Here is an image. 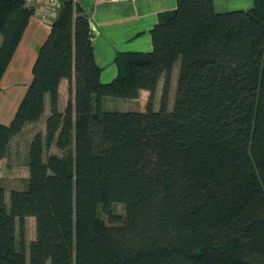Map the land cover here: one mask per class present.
<instances>
[{
    "label": "trees",
    "instance_id": "trees-1",
    "mask_svg": "<svg viewBox=\"0 0 264 264\" xmlns=\"http://www.w3.org/2000/svg\"><path fill=\"white\" fill-rule=\"evenodd\" d=\"M60 2L29 89L10 125L0 123L1 160L49 95L46 133L29 146L28 188L7 206L0 187V264H27L16 244L17 233L26 241V217L36 219L29 264H264V0L226 13L213 0H177L150 31L153 49L118 54V75L104 84L88 15ZM33 14L23 0H0V81ZM141 90L146 111L103 109L105 97L138 99Z\"/></svg>",
    "mask_w": 264,
    "mask_h": 264
},
{
    "label": "crops",
    "instance_id": "crops-1",
    "mask_svg": "<svg viewBox=\"0 0 264 264\" xmlns=\"http://www.w3.org/2000/svg\"><path fill=\"white\" fill-rule=\"evenodd\" d=\"M75 1L77 2L76 6L80 4L83 7L85 14L88 15L90 21L94 58L98 66L101 68L102 74L100 81L102 84L110 83L118 75V66L115 60L118 54L127 56V54L139 52L148 53L153 49L150 31L159 23L161 15L173 11L177 4V0H133L122 4H110L102 0ZM213 2L214 8L218 13L244 11L254 8L253 0H213ZM51 28L50 25L44 24L33 14V17L30 19V23L27 26V30L15 51L16 53L0 81L1 124L10 125V122L17 113L16 111L32 82V69L39 53L38 50L47 40L46 38L48 37ZM1 43L2 41H0V44ZM178 74L179 70L177 72L174 70L171 80L172 86L169 92L170 97L172 95V89L176 88ZM159 82L153 102L156 111L160 109L157 104V96L163 89V78ZM59 86V109L65 111L70 99L69 80L63 79ZM139 95L140 98L129 100V103L134 105V108L131 109V111H146V105L150 98L149 92L141 90ZM45 99L44 115L38 122L27 124L22 132L11 140L6 156L0 160V170L2 169L3 171H6L5 174L8 180L12 178H14V180L19 179L17 178L19 175V166L17 163L19 161L18 158L26 157V154L21 156L23 139H20V137H22V134L27 132V144H25L26 146L23 147V149H27L29 156V146L34 139L35 134L41 133L45 135L46 133V120L51 114V99L49 95H46ZM111 99V97H105L103 99V109L110 110L106 107L104 108V104L112 101ZM9 168L11 169V172H7ZM26 172L24 179L28 181L30 172L27 170ZM3 178H5L4 174L0 175L1 186L5 183V181L2 180ZM33 240H35V238L31 239L30 242Z\"/></svg>",
    "mask_w": 264,
    "mask_h": 264
},
{
    "label": "rangeland",
    "instance_id": "rangeland-1",
    "mask_svg": "<svg viewBox=\"0 0 264 264\" xmlns=\"http://www.w3.org/2000/svg\"><path fill=\"white\" fill-rule=\"evenodd\" d=\"M1 41V39H0ZM179 66H180V62L177 63L174 67V70L175 72H177L179 70ZM163 90V89H162ZM171 97L169 96V106H170V110L173 109V104H174V101H175V98H176V88H173L172 91H171ZM162 91L160 93H158V96H157V104L159 107H161V100H162ZM112 101H109L107 103L104 104V108L106 107L107 109H110V110H113V111H117V110H121L122 112H129L131 111V109L134 108V105L132 103H129V100H125V99H122V98H117V99H114L112 98L111 99ZM23 139L22 141V145H21V148H22V154L21 156H23V154H26V157H19L18 158V166H19V169H18V172H19V175L17 178L19 179H15L12 178L10 180H8V178H6V171H3L2 169L0 170V175H3L4 174V177L2 180L5 181V183L2 185L4 186L6 189L5 190V196H6V204L7 206H9V203H10V193L13 191V190H16V189H21L20 191H24L26 188H28L29 186V183L27 180L24 179V177L26 176V170L28 172L29 171V166H28V153H27V149H23V147H25L27 144V139H28V136H27V132H24V134H22V137H20V139ZM26 160H27V167H26ZM7 172H11V169L9 168ZM1 181V182H3ZM0 186H1V183H0ZM102 208V206H101ZM112 211L123 217L125 216V205L123 203L121 204H117V203H114L111 207ZM101 212V216H103L104 220L106 221L107 224L110 225V221H109V216H107L105 213H104V210H100ZM18 220V219H17ZM20 220H18L19 222ZM25 231H26V235H25V239L26 241L22 242L21 240V237H20V234L17 233V238H16V244H17V249L20 250V249H24L25 251V255L27 256V264H29V247H30V240L35 238L36 236V231H35V219L31 218V217H26V220H25ZM19 232V230H18ZM49 264V263H48Z\"/></svg>",
    "mask_w": 264,
    "mask_h": 264
},
{
    "label": "built area",
    "instance_id": "built-area-1",
    "mask_svg": "<svg viewBox=\"0 0 264 264\" xmlns=\"http://www.w3.org/2000/svg\"><path fill=\"white\" fill-rule=\"evenodd\" d=\"M27 6L34 8V15L39 18L41 22L46 25H52L57 18L58 8L60 3L58 0H23ZM107 3H124L133 0H102Z\"/></svg>",
    "mask_w": 264,
    "mask_h": 264
},
{
    "label": "bare ground",
    "instance_id": "bare-ground-1",
    "mask_svg": "<svg viewBox=\"0 0 264 264\" xmlns=\"http://www.w3.org/2000/svg\"><path fill=\"white\" fill-rule=\"evenodd\" d=\"M58 1H59V3H60V6H59V8H58V11H59V9H60V7H61V2H60V0H58ZM72 1L75 3L74 5L76 6V3H77V2H76L75 0H72Z\"/></svg>",
    "mask_w": 264,
    "mask_h": 264
}]
</instances>
